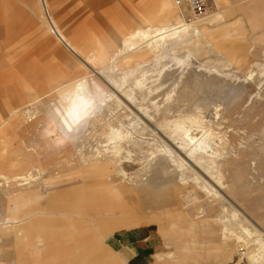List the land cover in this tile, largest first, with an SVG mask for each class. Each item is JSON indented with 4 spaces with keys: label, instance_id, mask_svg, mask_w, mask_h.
<instances>
[{
    "label": "rangeland",
    "instance_id": "rangeland-1",
    "mask_svg": "<svg viewBox=\"0 0 264 264\" xmlns=\"http://www.w3.org/2000/svg\"><path fill=\"white\" fill-rule=\"evenodd\" d=\"M45 1L47 2L45 14L47 15L49 1L51 2L50 13L55 14L60 11L65 16L58 25L67 33L68 38H73L75 44L84 49L82 52L87 58L84 61L74 59L75 56L73 55V58L53 37L54 35L47 31L49 29L46 30L41 22V19H44V11L39 0H0V6L4 8L3 10L0 8V17L2 16L0 22V159L6 157V152H12L13 156L18 155L20 158L23 156L26 160L17 167L0 162V173L8 175L35 173L38 169H42L44 164L56 163L63 159H66L64 161L68 167L74 166L76 162L79 164L100 162L101 159L99 160L96 155L99 153L103 157V149L111 145L106 137L109 127H121L126 138L121 143L120 160L113 161L114 164L109 165L107 167L109 169H106L103 174L116 172L122 175L124 173L126 181H132L137 185L141 183L142 177L155 173L154 176L159 179L157 182L165 186L167 184L164 182H170L175 177L177 179L178 172L177 167L167 159L164 153V148L168 147L175 152V155L178 154L177 156L184 161V164L188 165H186L188 169L192 167L191 169L199 173L223 200L211 204L202 202L200 205L197 203V198L199 201H204L206 195L203 191H198L196 194L194 184L190 180L186 181L182 187L174 185L173 182L168 183L167 192L170 197L167 196V199L172 197L176 202L167 210L169 216H177L183 212V216L191 220L209 218L211 221L204 220V222L208 223V227L212 229L217 224L214 220L227 215L222 212V206L232 207L242 215L243 221L247 222L246 225L263 232L264 0H231V3L224 7L222 0H207L206 14L219 15L214 22L206 24L207 30L199 35L189 34L185 43L177 45L173 43L164 48L158 53H163L164 58L157 62L154 61L156 59L154 56L149 57L145 53L148 41H141L138 47L129 53L130 56L138 55L139 57H136L129 66L123 63L118 64L121 59H117V66H114L111 74L112 78H116L122 70L130 66L142 67L150 74L169 68L171 71L160 82L155 83L156 87L163 85L164 89H168L178 82L180 74L184 72L182 77L184 87L180 90L181 100L172 108L173 114L166 117L170 116L169 120H173L178 115L187 118L199 116L205 128L212 130L214 141L211 146L215 152L214 158L217 157L215 160L223 172L220 182L211 178L201 167L190 162L185 157V152L162 128L161 123L165 117L157 116L153 111V102L159 103L163 98L161 91L155 92L150 98L145 97L143 101H138L141 104L140 108L134 106L122 93L113 89L105 75L98 73L101 67L94 63L95 57L91 49L93 47L102 49L101 54H105L106 49L100 44L111 38L123 39L125 33L132 31L135 25L142 26L140 22L142 15L150 17L147 25H154L160 21L159 0H127L125 3L122 0H110L105 5L102 4L103 0H61L57 6H53L54 0ZM173 4L177 7L174 0ZM177 8L181 11L186 23L195 22L205 15L193 17L186 7ZM44 20L46 22V19ZM2 23L5 25L3 26ZM168 23L175 25L173 19H169ZM79 30L81 33L76 34L75 31ZM228 31H230L229 36ZM208 35H214L211 36L214 41L223 40L220 36L225 35L227 36L225 39L229 41L213 43L208 40ZM231 48L234 51L227 54L226 50ZM109 50L108 53L106 52L107 55ZM175 59L183 60L182 64H176ZM86 67H88L87 73L85 72L82 77L94 74L97 77L95 80L113 92L117 99L103 103L101 111L87 116L80 130L75 132L76 134L72 133L73 137L66 142L50 140L51 131L46 130L43 123H36L37 118L45 116L44 107L46 106H43L41 101L48 98L49 103H54V97H52L55 95L54 91L70 87L80 81ZM137 75L139 76V73ZM131 84L132 80L128 85ZM75 87L79 88V86ZM47 90V93H43ZM142 94L146 95V93H140L141 96ZM118 103L121 105L119 106ZM196 105L200 107L197 108ZM26 110H29V114L19 115ZM144 110L146 114L150 113L151 117H148ZM31 118L33 124L28 121ZM70 130L69 128V134ZM56 132L60 137L63 135L60 128H56ZM6 141L10 145L4 149L3 143ZM23 144L24 150L20 148ZM29 146L33 147V151ZM27 154L30 155L27 156ZM156 157L166 158L167 163L162 167L151 166L149 163ZM41 177V184H43L47 182L49 176L46 171H42ZM103 178L105 177L101 175L85 178L82 180L84 182L82 185L85 186L86 181L93 179L98 181ZM79 183L78 180L61 183L54 190L65 189ZM174 187L177 189H173ZM43 189V185L36 188L45 195ZM30 190L27 187L18 188L15 183L6 184L0 181V204L2 205L0 210L15 211V203L12 202L22 193L26 197ZM45 199L46 195L40 199V203H43ZM159 205L162 207L164 203ZM36 206H39L37 201H31L24 208L32 210ZM145 211L149 213L154 209L145 207ZM37 214L39 212L33 210L31 215ZM166 221L165 216L157 220L159 226H165ZM168 221L174 230L172 226L174 221L169 219ZM7 226L9 233L14 232L15 224L9 223ZM139 226L147 227L149 232H144L157 237L158 246L154 239L155 247L157 246L156 256L162 258L170 249H166L162 243L157 224L151 225L144 222ZM116 230L113 231L114 234L118 231ZM234 230L238 231V229ZM108 238L107 236L104 241L106 251L104 254L110 263L121 264L111 251L108 252L107 247L111 246ZM4 251L10 255L11 247L0 246V254L5 255ZM153 254L154 251L150 249L148 254L150 256L139 262L135 259L129 264H149ZM156 260L152 264L156 263ZM0 264H11V261L7 257L0 259ZM235 264L248 263H238L236 260Z\"/></svg>",
    "mask_w": 264,
    "mask_h": 264
},
{
    "label": "crops",
    "instance_id": "crops-1",
    "mask_svg": "<svg viewBox=\"0 0 264 264\" xmlns=\"http://www.w3.org/2000/svg\"><path fill=\"white\" fill-rule=\"evenodd\" d=\"M39 1L44 11V19H46L45 22L42 18L41 22L46 27V30L49 29L47 31L53 35L49 19L53 20L57 25L64 20L65 16L62 15L60 11L51 14L49 11L51 2L49 1L46 15L45 10L47 8V2L45 0ZM107 1L110 0H103L102 4L105 5ZM60 2L61 0H54L52 4L53 6H57ZM122 2L125 3L127 0H122ZM229 3H231V0H222L223 7ZM0 8L2 10L4 9L3 6H0ZM149 18L142 15L140 22L143 25L140 27L146 26L149 23ZM1 21L2 16L0 17V22ZM2 25L4 26L5 24L2 23ZM57 26L64 36L69 39L71 43L75 44L74 39L68 38L67 33L62 30L59 25ZM137 27L138 26L135 25L134 28L137 29ZM133 29L132 31H127L123 39H125L128 34L134 32L135 29ZM75 33L80 34L81 31H75ZM211 36L214 35H208V40L213 43H226L229 41L225 39L227 37L225 35L220 36L223 40L218 41L211 39ZM215 37L219 36L215 35ZM120 38L121 37L111 38V40H107L105 43L103 42L104 44L101 43L100 45L107 51L109 49L115 50L122 43L123 39ZM58 43L61 44L72 57L74 55V59L77 58L84 61L87 58L83 52H72L60 41H58ZM78 48L82 51L84 50L79 46ZM87 69L88 67L83 70L81 77L87 72ZM84 80L85 79L82 77L80 81L70 87L55 90V95L52 96L54 97V103H49V99L42 100V105L46 106L44 107L45 116L37 118L36 123L47 125V123H50V120L54 118L65 117L52 114L57 109L66 110L70 107L73 88L80 92L85 87L83 83ZM63 83H61V85ZM75 86H79V88ZM47 92L48 90L43 93ZM27 111L28 110L19 115L24 116L27 114ZM13 114L16 115L17 113L13 112ZM28 121L32 122V118ZM58 123L65 124L71 123V121L58 119ZM9 145L8 141L4 142V149ZM20 148L24 150V144L21 145ZM29 148H32L33 151V147L29 146ZM30 154H27V156ZM24 161L26 160H24L23 156H21V158L18 155L13 156L12 152H6V157L0 159V162L3 164L6 163L16 167L20 163H24ZM83 170L84 171H82L80 175H74V178L73 175L69 174V176L71 175L70 181L78 180L80 182L79 184L60 189V191L66 190L68 194L67 202H62L64 207L62 205L60 206L58 197L51 198V195L54 194V192L51 193V189L49 194L46 195V199L43 203H40V199L45 196L44 194L41 197L37 193V195L32 194L31 196L27 194L25 197L24 193H22L15 198V214L9 213L7 209L5 212L0 210V246L8 245L11 247L10 255H8L6 251L3 253L8 256L2 253L0 254L1 260L9 257L11 264H112L105 256L104 241L108 236L111 246L107 247V250L108 252L111 251L121 264L133 263L132 261L135 259V261L139 262L147 258L150 256L148 255L150 249L154 251V254L149 264H152L155 259H157V262L154 264H230L228 263V258H230L232 249L218 238V229L216 227L211 229L208 227V223L204 222L205 219L210 221L211 219L202 218L204 220H201L196 228H185L184 225H186V227L187 224L190 226V220H187V222H184L185 224L183 223L184 225L181 224V226H177V230H173L168 219L174 221L176 216H169L167 210L174 205L173 203L170 204L167 202L168 200L166 198H164L165 201L162 207L153 203L151 197L155 190L153 185H141L140 183L136 185L129 180L123 182L113 181L108 177L109 174L105 175L103 171L90 170V168ZM100 175L105 178L98 181L94 179L86 181V185H82V183H84L82 182L83 179ZM68 179L69 178L59 179L57 186L61 183L70 182L67 181ZM31 201H37L39 206H36L32 210L24 208L27 203ZM2 203H4V201H2ZM160 203L163 202L161 201ZM145 207H151L154 211L147 213ZM33 210L38 211L39 214L31 215ZM12 215L16 217L15 219L16 221L18 220L17 222L15 221L13 223L9 222L10 220L8 221V218L12 217ZM164 216L167 217V224L165 226H159L157 220ZM144 222L151 225L157 224V230L161 233L162 243L165 245L166 249H170L165 252L162 258L156 256L158 246L157 237L154 234L153 236L147 233L149 232L147 227L139 226L140 223ZM9 223H13L11 225L15 224L14 232L9 233L8 229L5 228ZM134 228H136V230H133ZM115 229L118 231L116 230L117 232L114 234ZM144 231L147 232L145 233ZM111 232L113 233L110 234ZM154 239H156V247ZM168 254H170L172 258H166Z\"/></svg>",
    "mask_w": 264,
    "mask_h": 264
},
{
    "label": "bare ground",
    "instance_id": "bare-ground-1",
    "mask_svg": "<svg viewBox=\"0 0 264 264\" xmlns=\"http://www.w3.org/2000/svg\"><path fill=\"white\" fill-rule=\"evenodd\" d=\"M160 7H161V13L159 18L160 21H158L154 25H146L144 27H139L137 29L135 28L134 32L128 34L127 37L122 40V43L117 49L109 50L108 55L106 54V52L108 53L107 50H104L105 54H101L102 49L99 50L98 48L93 47L91 50L93 52V56L95 57L94 63L98 64L101 67L99 68L98 73L105 75L107 79L110 81L111 85L114 87L113 89H116L118 93H122L126 97V100H128L134 106H138V107L141 106V104L138 101H143L145 97L150 98L151 95H153L155 92L161 91L163 98L159 103L153 102V109H154L153 111L154 114H156L157 116L163 115L165 117L162 120L163 122L161 123L162 128L165 130L166 133H168L170 139H172L173 142H175L178 145V147L185 152V157L190 162L198 165L211 178H213L217 182H220L223 178V172L221 166H219L218 162H216L215 160V158L217 157L214 158L215 152L213 151L211 146L214 141V135L212 133V130L209 128H205V125L199 116H192L187 118L178 115L173 120H169L170 116L166 117L168 115L173 114L174 111L172 108L176 106V103L178 101L181 100L180 96L182 95V92L180 90L182 89V87H184V84L182 82L183 79L182 77L184 75V72L180 74V77L178 78V82L174 83V85L168 89H164L163 85L156 87L155 83L160 82L162 78L166 74H168L169 71H171V69L169 68L160 69L159 71H157V73L150 74L142 67L133 68V66H130L129 68L122 70L117 75L116 78L111 77L114 66H117L116 64L117 59L119 58L121 59L119 60L118 64L123 63L129 66L130 64H132V61L136 57H139L138 55L130 56L129 53L135 50L136 47H138L137 46L138 43H140L141 41H146V40L148 41V46L145 49V53L149 57L154 56V58H156L154 61L157 62V60L164 58L163 53L158 54L160 51L164 50V48L168 47L169 45H172L173 43L177 45L180 43L187 42V38L189 34H193V36L199 35L201 32L207 30L206 28L207 23L214 22L219 17L218 14L210 13V14H205L204 17L196 20L195 22L186 23L182 17L181 11L174 6L173 0H160ZM169 19H173L175 21V25L168 23ZM49 23L52 33L58 41H60L64 46L69 48V50H71L72 52L74 51L82 52V50L79 49L77 45L71 43L69 39H67L64 36V34L57 26L58 24L56 25V23L50 19H49ZM227 33H228L227 35H230V31H228ZM224 34L226 35V32H224ZM232 51H234L233 48L226 50L227 54H229ZM187 55H189L188 52ZM231 55L233 58H235L233 54ZM182 62L183 60L181 59H175V63L178 65L182 64ZM137 73H139V76L137 75ZM249 75L251 76V72H249ZM84 78L85 80L83 83L85 84V87L80 92H78L77 89L72 90L70 107L66 110L57 109L52 114L55 116L62 115L65 117L54 118L53 120H50V123H47V125H45L46 126L45 129L51 131V134L49 135L50 140L54 139L53 141H55L57 139L59 140L58 142L60 143L66 142L67 139L73 137L72 133L76 134L77 131L80 130L87 116H90L93 113L101 111L100 108L102 107L103 103H107L112 99H117L116 95L113 92L107 90L108 88L106 89L105 86L99 84L95 80L97 77H95L94 74L92 75L87 74V76ZM131 80H132V84L129 86L128 83ZM140 93H146V95L142 94L141 96ZM120 105L121 104H119V106ZM196 106L197 108L200 107V105L199 106L196 105ZM202 107L204 108V106H201V108ZM27 114H29V110L27 111ZM146 115L148 117H151L150 113H147ZM135 118H137V116H135ZM58 119H62L66 121L70 120L71 123H65V124L58 123ZM75 124H77L76 127H74ZM56 128H60L63 134L61 137L57 134ZM69 128L71 129L70 134L68 133ZM108 132L109 133L106 137L111 145L108 148L104 147L105 149H103L104 152L103 157L102 154L100 155L99 153L96 155V157L99 158V160L101 159L100 162H91L88 164L87 163L79 164L76 162L74 166L72 167L70 166L71 167L70 168L67 166L66 161H64L66 159H63L57 161L56 163L54 162L50 164L48 163L44 164L42 169H38L35 173L30 172L27 174H14V175L0 173V181L6 184L15 183L16 187L18 188L27 187L28 189H31L28 193L30 196L32 194L35 195L38 194L40 197L43 196V193H41L42 191L41 192L37 191L36 188L43 185L44 187L43 190L45 191V195L49 194V191L52 189L51 193L54 192V194L51 195V198L58 197V202L61 206L62 202L63 203L67 202L68 194L66 190H61V191L60 189L54 190V188H56L58 184L57 182L59 179L69 178L67 181H70L71 175H73L74 178V175H80L82 171H84L83 169H87V168H90V170L93 169V170H100L105 172L106 169H109L107 167L111 165L113 161L117 160V162H119L122 151L121 143L123 140H125L126 135L121 127L110 126ZM164 149H165L164 153L167 156V159L174 166L177 167V171H178L177 179L175 177V179H172L171 181L169 180L170 182L168 181L164 182L165 184L168 185V183L173 182L174 185L175 184L177 186L181 185L182 187V185L185 184L186 181L190 180L194 184V189L196 190V194H198V191H203L206 195V199L204 201H199L197 198L198 204L201 205L202 202L211 204L213 202L223 201L219 193L199 173L191 169L192 167L188 169L187 167L188 165L184 164V161L179 156H177L178 155L177 153H176L177 155H175V152L168 147H165ZM167 159L164 157H156L152 159L149 164L151 166L162 167L167 163ZM42 171H46L49 176L47 178L48 179L47 182H44L43 184H41ZM69 174L71 175L69 176ZM109 174L111 176L108 177H110L113 181L123 182L127 179L125 178L124 173L122 175H118L116 174V172L115 173L109 172ZM153 174L155 175V173ZM154 175L147 174L145 177H142L140 184L153 185L155 190L151 195L152 202L155 203L156 205H159L164 203L165 201L164 198L167 199V196L168 198L170 196L168 195L169 193L167 192L168 186L167 185L164 186L163 184L158 183L157 181L159 179ZM171 189H169V192L171 191ZM173 189H177V188L174 187ZM167 200H168L167 202H169L170 204L172 203L173 205L176 204L175 199L173 200L172 197ZM161 201L163 203H160ZM12 203H15V200ZM62 206L64 207V205ZM0 208H2L1 204H0ZM7 211L9 213L15 214L14 210H7ZM222 212L224 213V215L225 214L227 215L223 216L222 218L214 220V222L217 223L215 224V227L218 229V238L225 245L226 244L229 245V247L232 249L230 258H228L229 259L228 263L235 264L237 260L238 263L245 262L248 264H264V231L261 232L257 229H252L251 227H249V225H246L247 222L245 223V221H243V218L241 217L242 215H240L239 212L232 207L225 208L224 206H222ZM15 218L16 217L12 215V217L8 218V221L10 220L9 222L14 223L16 221ZM187 220H190V226H188L187 224L186 227V225H184L185 224L184 222H187ZM200 222H201L200 219L191 220L189 218H186L185 216H183V212H181L180 215L178 214L176 216V219L174 220L175 224L173 223L172 226L174 227V230H177V226H181V224L184 223L183 225L185 228H196L197 224H199ZM5 228H7L9 231L8 226ZM234 229H238V231L235 232ZM170 257H171L170 254L166 256V258H170Z\"/></svg>",
    "mask_w": 264,
    "mask_h": 264
},
{
    "label": "built area",
    "instance_id": "built-area-1",
    "mask_svg": "<svg viewBox=\"0 0 264 264\" xmlns=\"http://www.w3.org/2000/svg\"><path fill=\"white\" fill-rule=\"evenodd\" d=\"M177 7H186L193 17H199L207 12V0H174Z\"/></svg>",
    "mask_w": 264,
    "mask_h": 264
}]
</instances>
